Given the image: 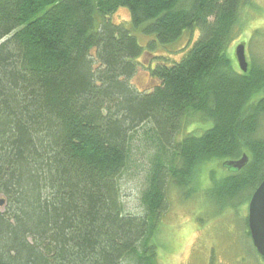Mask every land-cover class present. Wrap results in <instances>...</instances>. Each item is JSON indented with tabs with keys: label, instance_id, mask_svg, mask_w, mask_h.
Listing matches in <instances>:
<instances>
[{
	"label": "trees",
	"instance_id": "1",
	"mask_svg": "<svg viewBox=\"0 0 264 264\" xmlns=\"http://www.w3.org/2000/svg\"><path fill=\"white\" fill-rule=\"evenodd\" d=\"M248 7L254 0H0V264H159L170 192L224 211L252 198L264 180V58L243 72L229 52ZM121 12L156 37L148 52L117 23ZM195 28L184 59L142 66ZM142 68L158 81L151 91L134 85ZM147 124L158 147L143 213L129 215L119 179ZM244 155L245 168L216 176Z\"/></svg>",
	"mask_w": 264,
	"mask_h": 264
},
{
	"label": "rangeland",
	"instance_id": "2",
	"mask_svg": "<svg viewBox=\"0 0 264 264\" xmlns=\"http://www.w3.org/2000/svg\"><path fill=\"white\" fill-rule=\"evenodd\" d=\"M254 4L255 7L244 10L242 20L247 28L236 38L229 51L230 55L237 57L236 49L244 45L248 63L253 55L264 58V0H254ZM129 19L124 12L116 16L117 23H125L124 27L131 30L139 45L148 52V43L156 37L144 35V27L134 28ZM200 34L199 28L185 31L176 42L158 47L151 56L144 54L142 66L147 67L152 61L153 67L155 63L170 65L181 61L198 42ZM156 57L160 60H155ZM143 68L134 77V85L141 91H151L158 81L150 80L148 70ZM261 131L264 138V125ZM134 136L128 168L119 183L125 212L140 215L144 208L142 199L148 185L150 163L158 146L152 125L142 127ZM215 170L217 177L227 173L225 169ZM210 184L209 180L205 182L207 187ZM179 194L177 191L169 193L171 207L158 238L159 264H264V257L255 251L252 240L246 235L249 231L250 194L247 199L243 196L246 201L243 199L225 211L199 199H182ZM200 199L207 201L204 197Z\"/></svg>",
	"mask_w": 264,
	"mask_h": 264
},
{
	"label": "water",
	"instance_id": "3",
	"mask_svg": "<svg viewBox=\"0 0 264 264\" xmlns=\"http://www.w3.org/2000/svg\"><path fill=\"white\" fill-rule=\"evenodd\" d=\"M236 56H238V65L241 70L247 72L249 66L244 46L238 47ZM248 159V156L244 155L240 160L225 162L224 166L228 167L230 171L237 172L247 166ZM0 206H3L2 200ZM248 218V228L254 242V248L261 257H264V180L252 195Z\"/></svg>",
	"mask_w": 264,
	"mask_h": 264
},
{
	"label": "bare ground",
	"instance_id": "4",
	"mask_svg": "<svg viewBox=\"0 0 264 264\" xmlns=\"http://www.w3.org/2000/svg\"><path fill=\"white\" fill-rule=\"evenodd\" d=\"M242 46H244V45H242ZM242 46H239V47H242ZM244 47H245V46H244ZM224 169L229 170L228 167H226V166H224ZM249 239L252 240L251 235H250ZM252 243H253V246H254V242H253V240H252ZM262 257H263V256H262Z\"/></svg>",
	"mask_w": 264,
	"mask_h": 264
}]
</instances>
